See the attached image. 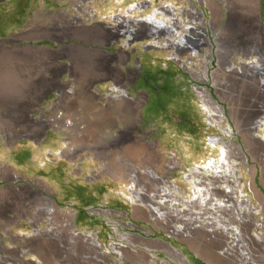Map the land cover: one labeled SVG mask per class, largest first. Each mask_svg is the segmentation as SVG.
Segmentation results:
<instances>
[{
	"label": "rangeland",
	"instance_id": "374dc122",
	"mask_svg": "<svg viewBox=\"0 0 264 264\" xmlns=\"http://www.w3.org/2000/svg\"><path fill=\"white\" fill-rule=\"evenodd\" d=\"M133 1L138 0H0V82L6 86L20 84L45 70L48 62L54 70L48 80L53 93L33 117H40L42 125L48 127L46 114L52 105H58L67 115L101 119L99 130L92 135L87 133L91 124H84L87 131L80 137L84 143L82 158L93 152L90 164L97 166L82 184L85 193L72 182L69 184L73 187L69 186L59 163H55L63 162L67 142L61 148L49 149L26 137L0 138L2 240L25 239L45 247L40 243L44 237L48 239L46 245L61 249L71 264H131L129 258L147 262L148 257L128 248L121 250V257L114 251L103 254V262L86 256L138 233L142 239L132 237L130 242L136 248L146 242L156 244L154 262L178 264L161 249L169 243L175 248L183 244L182 250L188 252L185 243L177 241L184 237L169 231L168 223L151 219L144 200L143 204L127 201L122 190L132 187L148 194L164 180L172 179L183 196L194 193L183 175L195 168L194 173L204 172V162L221 157L220 147L211 145L214 136L233 142V153L224 166H233L239 174V189L254 206L258 205L253 191L260 162L244 148L255 147L249 128L264 117V87H256L259 78L249 71L242 75L208 72L207 79L202 75L204 68L191 72L193 69L184 67L187 62L177 52L176 44L170 41L166 46L158 39L146 44V35L138 32L142 30L139 23L133 20L129 27L122 24H130L127 8L131 4L133 15L141 16L146 11L150 14L148 7L159 0L150 6L141 5L139 10H135ZM129 30L132 33L126 39ZM213 79L226 86L225 92L215 88ZM110 86L116 88V95ZM201 87H207L209 95L222 106L221 115L220 110L204 111ZM212 118L215 120L210 122ZM26 121L22 114L16 123ZM258 128L256 132L262 133L264 126ZM54 135L48 129L44 141L50 142ZM150 170L158 178L149 174ZM52 179L61 194L58 198L47 194L46 182ZM72 194L79 200L66 202ZM131 204L133 211L129 212ZM135 219L147 221L151 227L137 226ZM40 229L48 233L41 234ZM83 231L91 232L96 247L87 243ZM4 233L13 236L5 238ZM260 235L264 241V232ZM261 242L254 245L260 255L255 259L258 264H264ZM227 264L236 263L232 259Z\"/></svg>",
	"mask_w": 264,
	"mask_h": 264
},
{
	"label": "crops",
	"instance_id": "0c3cea01",
	"mask_svg": "<svg viewBox=\"0 0 264 264\" xmlns=\"http://www.w3.org/2000/svg\"><path fill=\"white\" fill-rule=\"evenodd\" d=\"M159 3L179 4L181 15L189 18L194 17L199 23L197 27L204 29V31L199 30V33L193 30L188 31L185 38L181 42H177V52L184 58L183 61L187 62L185 66L183 65L184 67L193 69L190 70L191 72L201 71L204 68L207 72L220 71L224 74L233 72L238 75L249 71L252 72L249 75H257L259 78L257 85L255 81L256 87H264V0H160L157 4ZM122 24L126 27L130 26L127 22H122ZM244 68L247 69L244 70ZM53 76V66L49 67L47 62L45 70L41 69L37 74L30 75L28 80H24L20 84L6 86L0 82V138L26 137L33 143L37 141L43 143L49 149L61 148L62 143L67 142L69 147L64 150L63 162L60 163L57 160L55 163H59V169L63 172L62 177L69 186L73 187L75 184L82 188L84 187L82 184L86 182L89 173L96 169L97 166L90 164L93 152L86 153L84 158H82L83 154L81 152L84 150V143L80 137L87 131L84 124H91L87 133L92 135L100 127L101 119L85 120V118L77 114L69 115L72 122L70 127L64 132V137L61 136L59 129L43 126L41 118L33 116L39 112V108H43L47 104V98L52 95L53 87L48 84V80L52 79ZM40 80L41 82H39ZM110 80V78L105 79V81L109 82ZM213 85L219 90L226 88L223 83H217L214 79ZM22 114H24L27 121L25 123H16ZM11 120L16 121L11 122ZM260 126H264V120L260 123L256 121L250 126V133L248 134L251 138L255 135L253 131L260 130L258 128ZM48 129L54 131L55 135L52 136L50 142H45L44 138ZM113 131H117V129ZM260 134L264 136V128ZM257 141L255 140V147L252 146L249 149L248 146L244 149H246L245 151H250L252 156L260 162L257 169L258 180L253 196L257 203L260 204L261 212L264 215V147L262 152L258 151ZM19 143L17 142V145ZM229 143L233 142L229 141ZM91 146L92 148L94 147V145ZM240 146L243 148L242 142ZM2 152H5V149H2ZM178 163L180 164L181 162L179 161ZM70 182L73 185H70ZM56 184L57 182L53 179L50 182H46L47 194L51 195L52 198L61 196L58 193ZM82 189L83 193H85L86 190ZM70 197H66L65 199L67 200L65 201L75 202L79 200V197L73 194ZM133 205H130L129 212L133 211ZM51 207L52 205L49 210H51ZM135 225L144 229L151 227L147 221L141 219H135ZM39 232L42 234L47 232V229H40ZM11 236L13 235L4 233L5 238ZM26 236L25 238H27ZM129 236L130 234L126 236L128 241L112 242L100 253L95 252L94 255L90 254L86 257L103 262L105 260L103 254L114 251V254L121 257V250L128 248L131 252H139L148 257L147 262L139 257L129 258L128 260L131 261V264H159L154 262V258H156L155 251L157 250L155 248L156 244L146 242L142 245L138 244V248H136V244H133L130 240L132 237L142 239V235L131 233L130 238ZM47 241L48 239L41 237L40 243L45 245V247H39L37 243L25 239L15 242L13 240H2L0 237V264H71L67 258H64L65 254L62 253L61 249L47 246ZM177 241L184 242L188 252L182 250L183 244H179V247L175 248L169 242L170 246L165 244L161 251L173 257L178 264H227L231 261V259L217 252V242L205 238L201 232H196L190 237L178 238ZM127 243L132 246H125ZM88 244L94 247L97 245V243L93 242ZM112 246L116 248H110ZM116 249L119 252H116ZM178 251L180 254L176 255ZM172 261L170 260L171 263ZM76 264L83 263L78 261Z\"/></svg>",
	"mask_w": 264,
	"mask_h": 264
},
{
	"label": "built area",
	"instance_id": "2783aa9c",
	"mask_svg": "<svg viewBox=\"0 0 264 264\" xmlns=\"http://www.w3.org/2000/svg\"><path fill=\"white\" fill-rule=\"evenodd\" d=\"M152 1L154 0H138L133 3L134 7H141L138 5L150 6ZM148 10L161 15L163 20L154 28L147 25V22L146 24L137 22L142 27V30L138 32L146 35L144 42L146 44H151L157 39L166 46L170 41L172 44H177L185 38L189 29L199 25L194 17L181 15V7L177 3H159L148 7ZM131 17L129 22L133 23L134 19ZM128 33L132 32L130 30L127 32L126 39L130 37ZM109 90L116 95L115 87L110 86ZM263 119L264 117H260L256 120L260 123ZM45 121L49 127L63 132L72 122L71 117L58 105H52L46 114ZM256 133L252 140H258V149L262 152L264 136ZM255 136L257 139L254 138ZM237 146L240 148L238 143ZM239 151L245 157L243 150L239 149ZM230 168L232 172L225 171L218 175L215 172H212L210 176L205 172L194 173L190 180L193 189L198 190L196 194L190 192L187 196L182 195L179 186L174 184L172 179H163L164 184L158 186L153 201L159 203V210H162L165 217L163 223L168 222L169 224L166 225L169 227L168 230L177 237H190L196 232H201L205 238L217 242L219 254L233 259L236 264H258L255 259L260 255L254 245L260 241H262L260 244H264L261 238L263 235H260L264 232V215L261 212V206L259 204L254 206L247 194L239 189L237 185L240 181L239 174L235 172L232 165ZM184 175L183 178H186ZM233 205L235 208H232ZM144 206L147 209V203ZM155 230L157 231L158 228Z\"/></svg>",
	"mask_w": 264,
	"mask_h": 264
},
{
	"label": "bare ground",
	"instance_id": "6f19581e",
	"mask_svg": "<svg viewBox=\"0 0 264 264\" xmlns=\"http://www.w3.org/2000/svg\"><path fill=\"white\" fill-rule=\"evenodd\" d=\"M141 5L142 4H139L138 6H141ZM132 6H133V4H131L127 8V13L130 14V17L132 16L131 18H133L134 21L141 22L142 24H146L145 22H147V25H150L153 28L159 26V24L162 23V20H163L162 19V16L161 15H158V14H155L153 12H150V14H148V12L146 11L147 14H146V12H144V13H142L143 15H141V16H134L133 15L134 9H133ZM134 8H135V10H139L138 7H134ZM132 10H133V12H132ZM156 15H158V16H156ZM138 17H139V19H138ZM122 19H124V18H122ZM129 21H130V18H129ZM131 24L132 23L130 22V26H131ZM191 30L196 31V32H198L199 30H203L204 31V29H199L197 26H193L192 29H189V31H191ZM202 75L206 79L208 78V72L206 70H204V72L202 73ZM222 91L225 92V89L223 88ZM199 93H201L202 96H203L201 99L203 100L202 107H203L204 111H207L208 113L209 112L213 113L214 111L220 110L219 111V114L221 115V113H223L222 112L223 111L222 110V106L221 105H218L216 103V101L209 95L208 88L207 87H201V88H199ZM213 118H217V117L213 116ZM213 118L210 119V122H213L215 120ZM211 145H212V147H214L215 145H218L220 147L221 151H219V152L221 153V157H219L217 160L214 159V158H212V159H209L208 161L204 162V166H203V168H201V170H203L204 172H206V174L209 175V176L211 175V173H208V172L215 171V169L218 171V173L215 171V173L217 175L220 174V173H222V172H225V171H227V172L231 171L232 172V169L230 168V165L224 166L225 165L224 162L227 161V163H228V157L230 155H232V153H233V151H232V145H233V143H229V142L226 143L225 141H220V139H218V138H216V136H214V137H212ZM197 169L198 168H195L194 170L189 169V172H191V173L185 174V177H186L185 179H186L187 183L190 185L189 186L190 189H192V187H193L192 181L190 179L193 177L194 172H197L196 171ZM148 173L151 174L152 176H154V178H158L157 177V174L155 172H153V171L150 170V171H148ZM198 173H200V172H198ZM132 176H135V173ZM197 190L198 189H196L195 194L197 193ZM156 192H157V189L155 191H151L148 194H146V193L143 194V192L141 190H138V189H135V188H132V187H125L122 190V194H123L124 198L127 201H131V202L138 201V202H140V204H143L142 201L144 200L147 203V208H148L149 213L151 214V218L153 220H161V223H162V221H165L164 220L165 219L164 213L162 212V210H159V207H158L159 206V203L157 201H153L152 200V198H155ZM147 198H148V200H146ZM232 208H235L234 205H233ZM162 218H163V220H162ZM84 232H86V231H84ZM85 237H86L88 243H91V242L96 243L95 240H93V238H92L91 232H86L85 233ZM127 239L128 238L124 239V241H127ZM125 246H127V244ZM114 247L112 246L110 248L115 249L116 247L115 248ZM116 252H119V250L116 249Z\"/></svg>",
	"mask_w": 264,
	"mask_h": 264
},
{
	"label": "flooded vegetation",
	"instance_id": "af4514ba",
	"mask_svg": "<svg viewBox=\"0 0 264 264\" xmlns=\"http://www.w3.org/2000/svg\"><path fill=\"white\" fill-rule=\"evenodd\" d=\"M52 47V46H51ZM189 173V172H188Z\"/></svg>",
	"mask_w": 264,
	"mask_h": 264
},
{
	"label": "water",
	"instance_id": "95a60500",
	"mask_svg": "<svg viewBox=\"0 0 264 264\" xmlns=\"http://www.w3.org/2000/svg\"><path fill=\"white\" fill-rule=\"evenodd\" d=\"M3 39V38H2Z\"/></svg>",
	"mask_w": 264,
	"mask_h": 264
}]
</instances>
